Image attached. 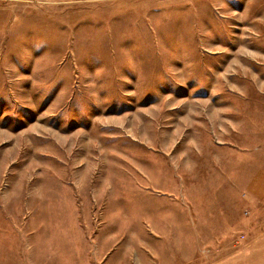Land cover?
<instances>
[{"label":"rangeland","instance_id":"1","mask_svg":"<svg viewBox=\"0 0 264 264\" xmlns=\"http://www.w3.org/2000/svg\"><path fill=\"white\" fill-rule=\"evenodd\" d=\"M263 151L264 0H0V264H264Z\"/></svg>","mask_w":264,"mask_h":264},{"label":"crops","instance_id":"2","mask_svg":"<svg viewBox=\"0 0 264 264\" xmlns=\"http://www.w3.org/2000/svg\"><path fill=\"white\" fill-rule=\"evenodd\" d=\"M250 159L251 160H248L244 164V166H242L243 168H245V170L242 171V173L243 175H245L246 182L243 185L238 184V188L245 189V193H246L247 215L245 217V222H246L247 234L245 236L248 247L250 245H253L254 243H261L263 244L262 248H264V151L260 154L259 157L255 158V160H253L254 158L252 157H250ZM258 202L260 203L256 205V203ZM215 203H218L217 199ZM259 205L262 206L261 219H259L260 212H257V216L256 214L254 215V206L258 207ZM206 220H207V223H205L206 229L200 230L199 232H203V231L217 232L215 242L217 243L216 245H218V236L220 237V233L218 234V214L212 216V218L208 216ZM253 224H257L259 226L252 229ZM186 232H190V231L186 229ZM220 250L221 248L218 249V252H220Z\"/></svg>","mask_w":264,"mask_h":264}]
</instances>
